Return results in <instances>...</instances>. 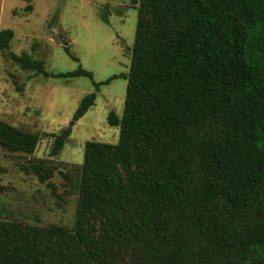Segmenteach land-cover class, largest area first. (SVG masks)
I'll use <instances>...</instances> for the list:
<instances>
[{"label":"trees","instance_id":"obj_1","mask_svg":"<svg viewBox=\"0 0 264 264\" xmlns=\"http://www.w3.org/2000/svg\"><path fill=\"white\" fill-rule=\"evenodd\" d=\"M128 1L124 108L107 116L118 142H85L72 230L0 220V264H264V0ZM13 35L0 31L1 52ZM7 54L46 78L92 81L81 66L52 74ZM93 85L74 120L95 104ZM38 142L0 121L4 150Z\"/></svg>","mask_w":264,"mask_h":264},{"label":"rangeland","instance_id":"obj_2","mask_svg":"<svg viewBox=\"0 0 264 264\" xmlns=\"http://www.w3.org/2000/svg\"><path fill=\"white\" fill-rule=\"evenodd\" d=\"M136 22L137 7L128 0H0V31L14 34L7 52L27 53L52 74L78 66L92 74V81L46 78L0 51V121L39 136L31 154L0 146L1 221L74 228L85 142L119 139L107 116L123 113ZM93 82L100 84L95 104L74 120L80 100L96 91ZM66 130L52 155L55 136Z\"/></svg>","mask_w":264,"mask_h":264}]
</instances>
